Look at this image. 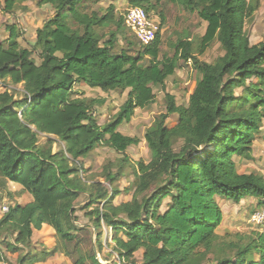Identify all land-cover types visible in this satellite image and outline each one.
<instances>
[{"label":"trees","instance_id":"1","mask_svg":"<svg viewBox=\"0 0 264 264\" xmlns=\"http://www.w3.org/2000/svg\"><path fill=\"white\" fill-rule=\"evenodd\" d=\"M97 1L110 3L106 14L92 9ZM116 1L38 0L54 15L36 30L34 41L25 39L29 46L23 47L16 25L0 40V180L32 198L1 216V245L11 254L26 251L19 264H40L57 253L78 255L73 264H103L94 251L81 254L78 235L92 227L102 250L105 225L120 264H137L141 251L142 264H264V226L253 223L251 235L236 234L235 240L219 233L224 220L219 201L239 205L255 199L264 209V177L240 174L236 162L253 161L255 137L264 134V42L252 45L246 30L258 2L125 0L150 16L164 2L178 4L206 24L198 45L179 40L173 56L160 59L161 33L136 52L131 42L120 47L128 28L115 15ZM14 7V0L5 1V10ZM214 43L223 55L213 63L201 61ZM189 63L200 80L188 104L179 106L167 95V112L145 133L150 159L137 165L133 196L116 203L128 158L115 171L105 166L103 182L84 179L81 161L100 146L125 154L139 144L118 128L136 109L152 105L154 88L164 87ZM7 81L22 87L20 97L6 89ZM79 85L128 91L127 100L100 126L95 113L103 101L77 97ZM172 116L178 120L169 127ZM40 135L58 138L65 150L54 154L52 141L39 145ZM82 197L86 204L78 208ZM78 211L92 226H76ZM44 225L54 230L55 247L39 254L32 239ZM4 249L0 246V262Z\"/></svg>","mask_w":264,"mask_h":264},{"label":"rangeland","instance_id":"2","mask_svg":"<svg viewBox=\"0 0 264 264\" xmlns=\"http://www.w3.org/2000/svg\"><path fill=\"white\" fill-rule=\"evenodd\" d=\"M5 1L6 0H0V40L7 39L9 37L8 28L11 27V25H16L22 35L20 37L21 45L23 47H28L29 44L25 39L34 41L36 30L41 28L43 24L54 15V12L48 6L39 7L37 4L38 0H14V9L5 10ZM123 1L124 0H118L114 4L117 18H123L122 15L126 10L132 7L128 1H126L125 4H123ZM254 1L255 3L258 2L259 10L255 14L252 22L246 27L252 45L264 42V0ZM109 5L110 3L108 1H97L96 4H91L92 9L99 12L100 15L107 13ZM151 17L159 24H162L160 59L166 56L172 57L175 51L174 47L179 40L190 38L195 41V45H198V40L206 31V24L202 22L196 14L187 12L178 4L164 2L151 14ZM119 42L121 48H126L130 42L134 43L132 47L135 51L133 50V52H136L137 49L140 48L138 40L128 29L124 37L120 36ZM222 55L223 51L220 45L214 43L210 49L200 57V60L213 63ZM199 80L200 75L196 73L191 63L188 65L183 64V66L176 71L175 75L166 81L164 87L154 88V103L145 109H136L130 122L124 123L118 128V131L123 135L138 139L139 144L130 147L125 154H119L107 146L98 147L86 159L81 161L84 171L87 170V172L82 174L84 179L103 182L104 180L101 176L105 166H111L115 171L120 161L124 158H128L129 165L125 167L124 176L118 184L122 194L115 199V202L121 203L130 201L134 193L132 185L136 180L137 165L140 161L148 162L150 159V153L145 141L146 131L154 124L155 120L161 114L167 112V95L174 96L177 105H187L189 97L194 92ZM6 86V89L17 94L18 97L21 96V86H14L10 81L6 82ZM75 92L78 93L77 97L80 98L103 101V105L97 107L95 113V117L100 126H104L112 120L119 112L121 106L126 102L128 96V91L123 93L120 91L105 93L98 89H91L85 85L77 86ZM238 93H241V90H238ZM177 120V116L170 117L167 122L168 126L173 127ZM49 140L53 142L52 150L54 154L65 150V145L62 141L58 138L45 135L39 136V145H46ZM253 156V161L236 159L238 172L240 174L254 173L264 177V134L255 137ZM31 200V196L24 193L21 188L10 185V183L4 186L2 180H0V217L3 215L1 210L3 207L9 208L15 204L25 205ZM168 201L169 200H166L165 204L168 203ZM79 203L78 208L86 204L85 199L82 197ZM219 203L224 215L223 223L219 229L221 235L233 236V240H235L236 234L251 235L253 233L255 228L252 226V216L257 210H262V207L257 205V200L248 199L242 201L239 205H231L224 201H219ZM164 210L165 206L163 208V211ZM76 215L79 221L76 226L91 225L89 219L84 216L83 211H78ZM100 231L102 233V250H98L96 246L98 232L95 231V229L91 227L88 231L79 233V250L81 254H91L94 251L101 263L120 264L119 256L113 250L115 245L111 240V230L103 225ZM37 235L38 232H35L32 239L33 250L39 254L51 252L55 245L51 248L47 246V241L44 240L45 237H47V233H43L41 238ZM3 240V238L0 239V246L4 249V246L1 245ZM9 241L13 242V239L9 238ZM72 247L73 245L70 247L71 250ZM20 254L24 256L26 251L24 250V252ZM20 254H11L4 249L2 256L3 261L0 262V264H19ZM55 256L56 255H52L47 258L50 257L51 259ZM77 256L78 255H74L73 258L69 259L66 258V256L64 257L65 261L73 264ZM142 257V251L136 254L137 264H142ZM47 258L43 261L44 264ZM61 259L62 258L56 260L52 259L51 264H63Z\"/></svg>","mask_w":264,"mask_h":264},{"label":"built area","instance_id":"3","mask_svg":"<svg viewBox=\"0 0 264 264\" xmlns=\"http://www.w3.org/2000/svg\"><path fill=\"white\" fill-rule=\"evenodd\" d=\"M126 27L134 34L142 47L151 46L161 33L160 24L154 20L141 7H130L122 15ZM2 214L9 212L8 207H3ZM255 225L264 226V209L255 212L252 216Z\"/></svg>","mask_w":264,"mask_h":264},{"label":"crops","instance_id":"4","mask_svg":"<svg viewBox=\"0 0 264 264\" xmlns=\"http://www.w3.org/2000/svg\"><path fill=\"white\" fill-rule=\"evenodd\" d=\"M125 2H126V1L124 0V1H123V4H125ZM10 185L17 186V185L12 184V183H10ZM17 187H19V186H17ZM19 188H20V187H19ZM26 194H28V193H26ZM28 195H29V194H28ZM31 201H32V200H31ZM31 201H30V202H31ZM0 218H1V217H0ZM43 233H47V237H45L44 240L47 241V246H49V248H51L53 245H55V232H54V230H53L52 228H50L49 226L44 225L43 228H42V230H41V231H38V235H37V236L41 238V236H42ZM58 258H62L61 261H62L63 264H70V263H68L67 261H65V257H64L62 254H56V256L53 257V258H51V259H50V257L47 258L45 264H51V263H52V262H51L52 259H53V260H56V259H58ZM63 258H64V259H63ZM40 264H44V263L42 262V263H40Z\"/></svg>","mask_w":264,"mask_h":264}]
</instances>
